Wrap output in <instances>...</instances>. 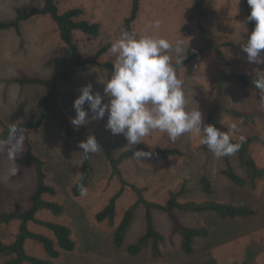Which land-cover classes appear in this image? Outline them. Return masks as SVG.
Masks as SVG:
<instances>
[{
	"label": "rangeland",
	"instance_id": "374dc122",
	"mask_svg": "<svg viewBox=\"0 0 264 264\" xmlns=\"http://www.w3.org/2000/svg\"><path fill=\"white\" fill-rule=\"evenodd\" d=\"M44 3L45 0H0V19L14 20L18 11L42 8ZM194 3L195 0H139V12L131 33L137 37L148 34L166 38L173 43L182 37L188 39L185 42L186 47L189 45L186 57L201 52L198 58L185 66H177L175 54L172 53L177 76L184 82L186 110L199 109L204 123L208 119L213 120L217 129L224 133L229 132L235 124L237 130L231 133L232 140L241 141L248 136H258L264 140V102H258L253 91L233 77L225 81L219 98L220 110L214 113V100L223 70L222 57L228 63V74L264 71V64L249 63L242 51L248 33L245 0H206L209 10L206 18L194 13ZM132 4L133 0L57 1L60 13L82 8L85 10V19L101 23L102 30L98 37H90L80 31L74 33V42L84 58L93 57L101 47L112 45L120 38L121 33L125 32L124 23L130 16ZM156 20L161 22L158 29L151 27ZM199 23L211 32L212 41L220 46L222 56L207 47V38L199 30ZM21 29V36L15 30L0 34V133L4 125L32 121L42 109L44 98L49 92L46 86H20L13 79L27 76L52 80L70 63L67 47L49 16L24 22ZM261 57H264V50ZM114 59L115 56L108 50L99 61L113 63ZM111 74L110 70L96 65L80 67L75 70L71 82L59 85L57 105L45 124L37 130L24 133L23 152L17 155L19 169L15 176L8 171L13 165L7 157V151L0 152V213H10L16 206L25 210L31 205L30 198L36 188L37 178L35 166L26 163L25 141L29 140L35 154L45 162L47 183L57 189L55 196L46 195L45 200L64 207L62 215L43 209L37 218L70 227L76 244L72 252L61 251L60 257L55 260L56 264H209L211 260L219 264H264V179L252 181L248 169L238 152H235L230 155L231 163L235 171L247 181L243 187L236 186L223 174L224 156L216 157L201 143L202 137L193 133H185L175 141L159 130L143 137L138 144L152 148L177 147L181 149L182 155L169 160L148 157L127 160L121 165L124 178L143 189L148 201L165 204L171 192L183 189L180 202L211 200L237 206L247 205L256 211V215L223 220L212 212L176 210L174 213L185 225L209 230L208 237L195 240V253L188 256L181 249L182 238L173 232L168 215L154 210L155 226L164 236L163 242L159 244L161 255H153L152 242H149L141 254L131 256L127 247L138 241L145 232V208L140 204L124 246L121 249L114 247L115 228L127 209L136 202V194L129 188L124 190L117 201L114 225L97 221L96 215L120 190L121 183L118 178L112 177L102 154L95 152L91 157V179L87 194L73 196L72 187L80 176L82 151L78 142L66 134L57 113V109H61L70 120L74 118L73 102L80 95V89L91 83L94 92L103 95V84ZM229 110L243 113L246 117H234L226 112ZM106 123L107 114L103 120L93 121L78 129L84 130L86 138L94 134L97 142L107 144L114 156L134 147L128 146L123 134L112 135L107 131ZM249 152L258 167L264 168V142H252ZM204 174L213 182L212 195H207L201 185ZM19 227V221L0 225V240L13 243ZM28 227L56 241L48 229L33 222ZM25 248L31 256L51 259L35 240H27ZM3 261L0 259V263Z\"/></svg>",
	"mask_w": 264,
	"mask_h": 264
},
{
	"label": "trees",
	"instance_id": "16d2710c",
	"mask_svg": "<svg viewBox=\"0 0 264 264\" xmlns=\"http://www.w3.org/2000/svg\"><path fill=\"white\" fill-rule=\"evenodd\" d=\"M57 1L58 0H45L44 6L42 8H34L26 12L18 11L17 17L11 21H4L0 19V34L8 30H15L16 33L21 36V27L24 22L30 21L33 18H38L41 16H49L58 28L60 38L67 47V53L70 59L69 66L65 70L58 73L56 77L52 80L27 76L13 79V82L17 83L20 86L42 85L49 88V92L44 98L42 109L40 110L38 115L32 121L16 123L19 128L25 129L24 133L29 130H37L45 124L51 111L57 105L56 100L58 96L59 85L71 82L72 76L77 68L96 65L102 68H106L110 70V72H112V62L101 63L99 61L100 57L109 50L111 44H107L101 47L93 57L84 58L80 53L76 43L74 42V33L76 31H80L90 37H98L101 34L102 30L101 23L91 22L85 19V10L82 8H73L64 13H60ZM205 3L206 0H195L194 13L200 18H206L209 16V10L206 7ZM138 12L139 0H133L130 16L125 20L124 23L125 31H128L130 33L132 32V24L136 20ZM245 12L247 15L248 24V33L246 36L247 41L248 35L255 28L256 25L255 21H248V17L251 13V8L247 0H245ZM198 28L207 38V47L213 48L219 56H222L221 51L219 49L220 46L215 45L212 41L211 32L200 23L198 24ZM200 55L201 52L187 56L186 59H184L183 64L176 65L185 66L192 62L194 59L198 58ZM222 62L223 70L218 87V94L214 100V113L220 110L219 98L222 93L225 81L229 77H233L242 85L250 88L253 91L254 97L258 102H264V96H262L260 90L255 88L253 84V81L256 78V72L253 74L233 73L231 75L227 73L228 63L223 57ZM226 112L237 118L246 117V115H244L243 113L234 110H229ZM57 113L62 121L66 134L70 138L75 139L78 144H80V142L82 141H86L87 138L84 134L83 129L75 128L71 124L70 118L63 110L57 109ZM205 124L214 125L217 128V125L213 120L208 119L207 121H205ZM3 129L4 130L0 133V138H5L7 136L9 126L4 125ZM230 141L233 144L240 145L238 151L236 152H238L243 164L248 169L252 181L264 179V168L258 167L257 163L249 152L250 145L252 142H264V140L260 139L258 136H248L247 138L241 141H236L232 139H230ZM25 144L27 148L26 163L33 164L35 166L37 184L30 198L31 205L28 209L22 210L20 207L16 206L15 209L10 213H0V225H9L14 221L20 222L19 232L16 235V239L13 243L8 244L0 240V259L4 260L0 264H25L26 262L31 264H56L55 260L60 257L61 251L72 252L75 249L76 244L72 238V230L70 227L63 224H57L37 218V214L43 209L50 210L55 215H62L64 212V207L59 203L45 200L44 197L46 195L55 196L57 194V189L47 183L45 162L38 155L35 154L34 147L31 142L29 140H26ZM98 144L101 147L100 150L97 152H100L104 157L105 161L108 163L111 169L112 177H116L120 181L121 188L110 199L109 203L105 206V208H103L96 215L97 221H107L110 225L115 224L117 214V201L122 196L126 188L131 189L137 197L136 202L127 209L122 218V221L115 228V231L113 233V245L116 249H121L124 246L127 233L133 224V219L137 207L142 204L145 208V232L138 241L127 247V252L131 256H137L141 254L144 248L148 246L149 242H152L151 249L153 255L155 257H159L161 255L159 244L163 242L164 236L157 230L155 226L153 216L154 210L165 212L168 215L173 226V232L179 234L182 238L181 249L188 256H191L195 253V240L197 238L208 237L209 230L205 227H190L185 225L179 220V218L174 213L176 210L194 213L212 212L223 220L233 218H250L256 215V211L251 209L247 205L237 206L227 202L211 200L180 202L179 198L184 194L183 189L176 192H171L165 204L148 201L144 197L143 189L137 187L135 184L128 182L124 178L121 170V165L127 160L136 159L134 153L137 150H142L151 153V156L148 158L169 160L173 157L182 155L181 149L177 147L152 148L144 144H138L132 148L125 149L120 152L117 156H114L110 152L107 144ZM204 147L207 146L204 145ZM81 151L83 150L81 149ZM92 154L94 153H90L87 155V157H85V154L82 152L80 163V176L72 187V194L74 197L82 196L81 187L87 189L90 184V167ZM224 167L225 168L223 170V174L226 175L236 186L243 187L246 185V179L240 176L235 171L231 163L230 155L224 156ZM201 185L207 195H212L214 193L213 182L206 174L201 177ZM30 222H33L51 231L54 234L56 241L46 235L31 231L28 227V224ZM27 240H35L40 243L47 252V254L51 257V259L45 260L29 255L25 248ZM209 264L219 263L215 260H211L209 261Z\"/></svg>",
	"mask_w": 264,
	"mask_h": 264
},
{
	"label": "clouds",
	"instance_id": "9594fccd",
	"mask_svg": "<svg viewBox=\"0 0 264 264\" xmlns=\"http://www.w3.org/2000/svg\"><path fill=\"white\" fill-rule=\"evenodd\" d=\"M251 7L248 21H255V28L242 45L249 63L264 64L261 52L264 50V0H247ZM161 22L156 20L151 27L158 29ZM184 37L170 42L166 38L145 34L137 37L125 31L111 45L109 53L115 56L111 77L103 84V95L94 92L91 83L80 89V95L73 102L76 116L71 119L75 128L87 126L93 121L103 120L107 114L105 129L112 135L123 134L128 146H135L154 130L166 132L171 141L185 133L201 136L216 157L234 154L240 145L230 141V135L237 130L233 124L229 132L219 131L214 125L203 122L202 112L186 110V93L183 81L178 78L176 64H183L189 45ZM254 87L264 96V71L257 70ZM107 98V102L105 99ZM87 105V109L85 108ZM25 129L11 124L5 138H0V152L7 151L12 162L9 174L18 172L16 158L23 152ZM95 135H89L79 144L85 157L100 150ZM137 159L147 158L151 153L137 150ZM87 190L81 187V195Z\"/></svg>",
	"mask_w": 264,
	"mask_h": 264
}]
</instances>
